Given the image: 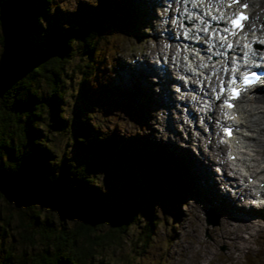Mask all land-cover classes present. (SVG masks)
<instances>
[{
	"label": "trees",
	"instance_id": "1",
	"mask_svg": "<svg viewBox=\"0 0 264 264\" xmlns=\"http://www.w3.org/2000/svg\"><path fill=\"white\" fill-rule=\"evenodd\" d=\"M68 2L0 0V45L8 57L0 64V198L19 201L29 209L41 202L55 208L61 219L69 214L77 217L72 227L65 228L54 226L46 216L39 218L38 211L28 216L33 227L30 244L37 234L44 247L25 257L20 253V264H93L92 255L109 243L118 245L127 229L138 225L142 212L146 218L130 241V254L124 253V263L144 264L141 253L152 244L153 228L164 217L155 216L156 195L144 196L134 164L158 176L156 193L163 186L161 177L169 182L176 209L183 198L185 173L174 164L169 148L159 150L139 138L131 142L113 130L108 68L115 64L122 36H130V29H138L142 22L125 1H78L62 11ZM66 69L74 74V93L80 101L69 118L61 113ZM39 82L43 91H38ZM42 109L62 135L71 137L80 161H51L45 137L38 131ZM105 169L123 172L127 178L117 207L91 183L94 172ZM8 255L0 258V264H7ZM150 264L162 262L155 258Z\"/></svg>",
	"mask_w": 264,
	"mask_h": 264
},
{
	"label": "rangeland",
	"instance_id": "2",
	"mask_svg": "<svg viewBox=\"0 0 264 264\" xmlns=\"http://www.w3.org/2000/svg\"><path fill=\"white\" fill-rule=\"evenodd\" d=\"M78 1L88 2L90 0H69L66 6L65 4L62 5V11L72 9L75 2ZM121 1H125L128 8L134 4L133 0ZM142 1L145 4L148 3L145 10L148 15L153 17L150 22V30L144 29L147 30L144 37H142V30L136 32V35L133 29H130V36H122L118 44L120 52L116 55L115 64L108 68V73H110L109 85L113 87V91L108 93V97L113 101L115 107V114L112 116V121L115 123L113 130L119 137L131 142H133V139L139 138L150 145H157L159 150L164 151L168 147V154H170L173 162L177 160L176 164L180 166L181 173L184 170L182 168L184 162H189L187 170L190 177H192L191 184L184 185L182 183L183 198L178 205V209H176L172 198L169 196V182L161 177V185H163L161 194L156 193L154 189L158 187V176L147 170L142 171L137 164H134L135 171H140L139 174H136V172L135 174L139 178L138 181L142 187L140 189H143L144 196L156 195V197L153 196L152 202V210L155 216L157 218L164 217L160 218L164 219L162 223L156 224L155 229L153 228L155 233L153 242L143 249L141 256L146 258L142 259L141 263L150 264V260L159 258L162 264H249L250 262L264 264V207L262 210L251 211L246 216V213H243L246 212L244 207L242 208L241 204L238 203L239 201L244 203L240 195L245 197L246 192L227 198L228 190L225 193L219 190V187L214 188V186H211L210 181H212V178H207L210 183L208 184L204 177H206L207 171L210 172L209 169L213 173V169L210 164H207L206 159L202 158L201 155H196V150L202 153V146L199 147L198 141L191 140L193 138L190 137L186 138V133L179 131L173 104L161 103V93H153V91L160 90V85L156 82L145 85L138 79L137 71L131 64V72L127 73L123 69V62L131 60V55H135L137 59H140L143 51L147 52V47L152 48L155 45L153 37L158 35L160 31L157 27L163 23V20H156L155 16L158 15L153 10V6L157 4V1ZM158 10L157 13H159ZM165 10L162 6L161 15L166 16ZM42 22L44 23V19H42ZM59 22H63V18H60ZM140 22H143L141 17ZM164 25L162 26L164 27ZM173 28L174 26L170 30ZM26 38L29 39V35L26 34ZM7 60V52L0 45V64L3 65ZM133 76L137 77L133 78ZM65 78L66 81L62 87L64 94L61 113L64 114V117L69 118L77 111L80 101L74 93L77 87L74 74L66 69ZM38 88V91H43L44 85L42 86L39 82ZM149 89H151L152 97L155 98L153 101L151 100L152 104L146 102V98L149 97L146 91ZM168 98L170 97L168 96ZM246 99L248 104L252 101L250 98ZM256 107L255 109H258L257 113L263 112L258 122L259 127H264V103H258ZM41 115L43 118L38 122V131L45 137V144L51 155V161L58 163L64 159L65 163L69 164L80 161L82 156L76 151L71 137L68 135L69 138H66L62 135L54 127L53 122L47 117V113L43 109ZM141 123L144 125L143 127H141ZM212 126L218 137V129L215 128L213 123ZM203 133L206 134L201 139L204 142L203 146H206V150L207 147L211 146L213 152H216L217 158L221 159L222 152L216 149L217 142H211L207 146V142H210L208 138L210 132L205 129ZM248 133L253 135L249 131ZM258 136L261 138V144L264 145V131L258 133ZM127 147L129 146L127 145ZM254 147L260 151L257 156L258 162L253 161V163H257L259 169H262L264 168V147H259V145ZM203 165H205V172L200 167ZM212 175L217 178L215 174ZM259 177L264 178V173ZM72 181L74 182L75 178L71 179ZM91 183L101 188L103 198L110 201L114 207L121 204L124 196L122 189L128 184L123 172L117 174L106 169L94 172ZM228 187L230 186L228 185L227 189ZM35 211H38L39 218L48 217L54 226L64 225L65 228H69L77 222V217L71 214L61 219L55 208H50L41 202L35 203L33 208L29 209L19 201L0 198V229L3 230V235H0V258L9 253L7 264H20V253H23L25 257L31 252L35 253L44 247V245H41L37 234L32 236L34 243L30 244L29 239L33 227L28 223V216ZM225 213L233 216L230 225H227L224 220ZM140 214L139 227L146 218L143 212ZM234 215L238 217V221L234 220L236 219ZM206 216H209V218L216 217V219L210 221L213 223L206 224ZM138 225L137 223L132 224L120 238L118 245L109 243L92 255L91 261L93 264H99V261L103 263L108 261L107 264H125L127 254L124 253H127L131 246L130 241L135 240L137 237ZM2 226L4 228H1ZM104 229L105 226L101 228V230ZM128 253L130 254V252Z\"/></svg>",
	"mask_w": 264,
	"mask_h": 264
},
{
	"label": "bare ground",
	"instance_id": "3",
	"mask_svg": "<svg viewBox=\"0 0 264 264\" xmlns=\"http://www.w3.org/2000/svg\"><path fill=\"white\" fill-rule=\"evenodd\" d=\"M185 2H186V0H177V2H176V0H174L173 3L170 5V7H172L173 5H176L177 4V14H176V16H177L178 20L175 21V22H173V23L170 22V21H168V23L164 25V27H166V30H165L164 33H168L170 31V28L172 26L178 28L179 27V20L181 18L186 19V22L185 23H186L187 28L191 24V23H189L187 21L188 16H186L185 14L182 15V13H181V10H182ZM210 2L212 4H215L216 7H211L208 10L212 13V17L215 16V17H217V19H219V16L217 15V13H220L221 10L219 9V5L217 4V0H212ZM199 8H200V10H202V8H204V4H203V6H200L199 5ZM253 19H254V16H253ZM159 20H162V19H159ZM216 23H217L216 21H213L211 24L212 25H215ZM195 26L196 25H194V27ZM262 30L264 31V26H263ZM261 33H262V31H261ZM193 40L194 39H192V41H190V43L192 45L196 46V47H199V42L198 41H193ZM148 68H149V66L146 63L139 65V70H141V71H146ZM260 87L261 86H255V87H252L251 88L252 89L251 90V94L253 95V100L251 101V104L253 102H261L262 101L261 98L258 95H255L256 93H260ZM170 99H171V97L168 98V100H170ZM244 100H246V98ZM239 102H240V100H239ZM251 104H247V103L244 102V104H238L236 106V110H237L238 115H239L238 116V123L239 124H237L239 126V128H238V131L234 133V134H236L234 136V138H236L238 140L237 142H238V144H240V146H241V144H244L246 147H252V144L250 143L251 141L253 143L258 142V143L261 144V142H260L261 141V138L258 136L257 132H256L255 136H253L251 138L250 137H247V135H245L243 133V131H255L256 128H257L258 133H261V132L264 131L263 130L264 127H259V122H258L260 120V116L262 115L263 112H261V113H257L256 111L254 112L255 107H252ZM177 115H178V113H177ZM186 126L187 125H183V128H185ZM208 138H209L210 142L209 141L207 142L208 143L207 146H209V144H211V142L212 143L217 142L216 149L219 152H222V150H223L222 144L219 142V140L218 141L215 140L216 135H215L214 130L212 131L211 136H209ZM191 140L198 141V146L199 147L202 146V153H200L199 150H198L197 153H198V155H201L202 158L206 159L207 160V164H210V166L213 169V173H212L211 169H209L210 172L207 171L206 177H204V179L208 182V184L211 183V186H214V188L219 187V190H221V191H223L225 193H226V190H227V188H226L225 185H228L229 184V185L233 186V189L235 191V194L234 195L243 194V192H245V190L240 189L238 187V183L234 179H232V178L235 177L234 170H231L230 167H226V164L223 162V159L222 158L221 159H218L217 158V156L215 154L216 152H213L212 147L211 146L210 147H207V150H206V146L205 145L203 146V143H204L203 140H200V139H191ZM227 142L231 143L230 140H227ZM261 146L264 147L263 144H261ZM204 148H205V150H204ZM230 148H232L230 150L233 151V153H236L234 151V149L236 148L235 146L230 145ZM249 150H251V149H249ZM248 155H251V154H247V155H245L244 157H241L238 160L239 165L240 166H243V168H245L247 171H248V167H247V160H248V158L247 157H249ZM174 162L176 163L177 160H175ZM187 164H189V162H187V163L184 162V165H182V167L184 169V173H185V185L191 184V177H192V176L190 177V175L188 173V170H187L188 166H187ZM215 166H218L220 168V171L219 172H217V170L214 169ZM177 167L180 168V166H177ZM200 167H201V169L204 172L206 171L205 170V165L200 166ZM214 171H215V173H214ZM212 174H215L217 176V178H214V175H212ZM208 177L209 178H212V181H210V183L207 180ZM253 188H258V187L257 186H253ZM240 197H241V199H243L242 201L245 202V200H246L247 197L246 196L244 197L242 195H240ZM241 206H242V208L244 207V211H246V212H243V213H246L245 214L246 216H248V214L251 211H253L252 208L243 205V203H241ZM234 216L236 217V219H234V220L238 221L239 220L238 217L236 215H234ZM215 219H216V217L215 218H209V216H206L205 223L206 224L213 223V222H210V221H213ZM245 219L247 220V218H245ZM224 220L226 221V224L227 225H230V221H233V216H231L229 213H225V219Z\"/></svg>",
	"mask_w": 264,
	"mask_h": 264
},
{
	"label": "snow or ice",
	"instance_id": "4",
	"mask_svg": "<svg viewBox=\"0 0 264 264\" xmlns=\"http://www.w3.org/2000/svg\"><path fill=\"white\" fill-rule=\"evenodd\" d=\"M227 2V6L228 7H232V5L234 4H240L241 8H246L248 5L246 2H244V0H217V4L220 6H223L225 3ZM209 7H216L215 4H212L209 0ZM223 18V14H221V17ZM212 19H217V17L213 16ZM248 19L247 16L243 15V13L239 14L238 16H234L233 18H231V23L233 25V27L235 28H242L243 27V21H246ZM207 31V29H205ZM225 32H228L229 29L225 28L224 29ZM229 47H231V45H229ZM245 47H248L247 45ZM245 57H247L249 55V53H245L244 54ZM233 71H235V69H233ZM245 82H248V77L245 76L244 77ZM232 83H235V80L232 81ZM223 91V89H222ZM234 95H233V99L235 98V89L232 90ZM227 103V102H226ZM232 105H229V107H231ZM229 135L231 134L230 132L228 133Z\"/></svg>",
	"mask_w": 264,
	"mask_h": 264
}]
</instances>
